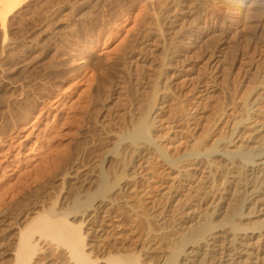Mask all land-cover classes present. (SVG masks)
<instances>
[{
    "label": "bare ground",
    "instance_id": "6f19581e",
    "mask_svg": "<svg viewBox=\"0 0 264 264\" xmlns=\"http://www.w3.org/2000/svg\"><path fill=\"white\" fill-rule=\"evenodd\" d=\"M102 25L57 28L41 87L8 105L0 136L87 82L44 161L0 181V264H264V0H175L136 58L99 53Z\"/></svg>",
    "mask_w": 264,
    "mask_h": 264
},
{
    "label": "rangeland",
    "instance_id": "374dc122",
    "mask_svg": "<svg viewBox=\"0 0 264 264\" xmlns=\"http://www.w3.org/2000/svg\"><path fill=\"white\" fill-rule=\"evenodd\" d=\"M173 1L163 0L150 6L148 0H18L6 20L0 19V129L7 126L10 102L17 106L25 90L32 93L31 88L41 87L44 66L53 60L57 28L79 20L95 22L101 18L103 25L97 32L99 53L112 58L121 54V47L127 46L126 52L136 58L143 55L150 31L159 30L158 25L165 21ZM154 40L161 42L159 37ZM143 41L145 44L141 45ZM255 42L260 48L264 46V25L258 30ZM213 48L211 43L207 51ZM128 60L126 56L113 63L110 69L113 79L128 77ZM202 65L199 61L196 68L200 70ZM86 84L82 76L70 89L51 93L49 100L44 99V106V100L40 102L36 115L24 128L0 136L1 182H7L19 168H33L44 161L50 153V140L67 133L66 110L77 102ZM106 85L105 77L98 81L100 90ZM216 91L219 92V87ZM56 142L60 144L59 140Z\"/></svg>",
    "mask_w": 264,
    "mask_h": 264
}]
</instances>
